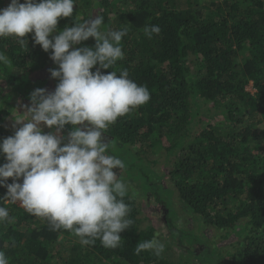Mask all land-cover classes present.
Returning <instances> with one entry per match:
<instances>
[{"label":"trees","instance_id":"trees-1","mask_svg":"<svg viewBox=\"0 0 264 264\" xmlns=\"http://www.w3.org/2000/svg\"><path fill=\"white\" fill-rule=\"evenodd\" d=\"M10 3L0 0V9ZM98 15L104 17L101 31L127 26L128 33L121 41L123 59L112 69L97 65L91 71L119 75L126 69L150 92L146 104L102 134L107 154L121 159L126 171L145 175L147 191L173 194L201 232L175 228L159 200L182 250L175 251L169 239L160 257L136 255L138 242L160 236L144 225L127 192L132 224L120 234V246L105 248L99 240L86 246L71 231H53L45 218L6 200L7 188L0 186V206L13 218L0 223V251L9 264H264V0H76L73 16L61 18L57 28ZM150 25L161 29L151 39L144 33ZM33 37L28 33L23 47L16 38H0V52L9 59L0 64V142L14 136L2 124L7 99L20 94L30 100L32 73L58 66L51 49L44 51ZM95 44L89 38L73 49ZM203 106H212L221 122L201 128ZM72 130L71 124L62 130L66 142ZM5 163L0 153V166Z\"/></svg>","mask_w":264,"mask_h":264},{"label":"clouds","instance_id":"clouds-1","mask_svg":"<svg viewBox=\"0 0 264 264\" xmlns=\"http://www.w3.org/2000/svg\"><path fill=\"white\" fill-rule=\"evenodd\" d=\"M75 4L76 0H11L0 9V38H16L23 47L27 34L34 33L35 44L46 52L51 49L50 58L58 64V69L50 70L51 76L59 80L54 92L37 88L31 93L26 116L16 120L22 126L0 142V153L7 160L0 166V186L7 188L6 200L45 218L53 231H71L82 245L99 240L103 247L114 249L132 221L124 200L127 184L113 171L123 169L124 162L107 154L109 143L102 134L119 117L146 104L150 92L131 80L126 69L119 75L91 71L97 65L112 69L123 59L121 41L128 28L101 31L104 17L98 15L76 19L74 26L58 30L61 18L73 16ZM160 31L157 25L144 28L149 39ZM89 38L95 39V47L73 49ZM8 63L0 52V64ZM69 124L74 130L61 146L64 137L59 133ZM42 125L55 128L56 133H44ZM21 177L23 182H17ZM9 178L12 183H7ZM12 219L7 208L0 206V223ZM142 251L160 257L165 244L153 237L136 244L134 253ZM0 264H9L3 251Z\"/></svg>","mask_w":264,"mask_h":264},{"label":"rangeland","instance_id":"rangeland-1","mask_svg":"<svg viewBox=\"0 0 264 264\" xmlns=\"http://www.w3.org/2000/svg\"><path fill=\"white\" fill-rule=\"evenodd\" d=\"M51 69H58V66L51 63V65H47L39 71L32 73V77L36 80V83L32 85L33 90L42 88L46 89L49 93L55 91L59 80L51 76ZM22 74L20 73V75ZM247 89L249 92H255L252 85L248 86ZM26 106H31V100H29L28 97H25L24 95L17 94L16 96L8 98L7 102H5V108L3 110V115L6 116L5 122L2 123L3 126L8 130H12V132L15 134V131L22 126V124H17L16 120H19L26 116ZM210 107L208 108V106H203V108L201 109V114L199 115V119H201L203 122L200 126L201 128L209 125H217L219 122H221V119L215 118L216 116H214L213 111H209ZM42 129L44 133H56L55 128H48L47 126L42 125ZM59 135L65 137L63 131H61ZM102 139L105 143L108 140L107 138ZM66 143L67 142L63 139L61 146ZM113 171L118 175L119 179H122L127 184L128 194L131 193V195L137 201L138 208L141 211L139 218L143 221L145 226L149 225L156 229L157 236H160V239L162 240V242H164V244H166L165 242L169 241L170 239V242H173L170 243V246H172L175 251H178L180 253V251L182 250V242L180 241L179 237H173L169 232V229L166 225L169 212L166 210V207L160 203L159 200L164 201L165 204L169 207L171 211L170 214L172 215V220H170V222L175 228L176 224L178 227L185 226L186 228L191 229V231H194L193 236L201 232L197 224L194 222L193 217L191 216L192 220L189 217H187L186 219V215H188V213L179 210L180 206L178 204V201L176 200L175 203L173 201V194H170L171 196H169L168 193L165 192L166 190L160 191L156 187L152 191H147L145 187V175L136 174L135 170L133 169H130V171L128 172L126 171V168H116L113 169ZM17 203L19 204V202ZM213 235L214 234L212 231L210 233V236L208 237L212 238ZM214 240L215 242H220L219 238H216ZM220 249L221 248L218 247V250ZM221 250L223 251V246Z\"/></svg>","mask_w":264,"mask_h":264},{"label":"built area","instance_id":"built-area-1","mask_svg":"<svg viewBox=\"0 0 264 264\" xmlns=\"http://www.w3.org/2000/svg\"><path fill=\"white\" fill-rule=\"evenodd\" d=\"M18 206H20L18 203H16ZM21 207V206H20ZM21 208H23V207H21Z\"/></svg>","mask_w":264,"mask_h":264}]
</instances>
